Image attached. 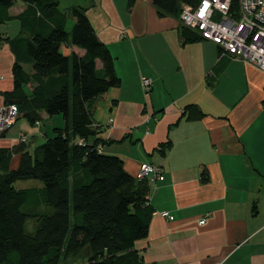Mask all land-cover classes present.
I'll use <instances>...</instances> for the list:
<instances>
[{
	"label": "crops",
	"instance_id": "1",
	"mask_svg": "<svg viewBox=\"0 0 264 264\" xmlns=\"http://www.w3.org/2000/svg\"><path fill=\"white\" fill-rule=\"evenodd\" d=\"M21 1L10 16L25 10ZM129 2L86 1L84 7L121 79L92 110L93 127L107 142L99 151L120 157L133 177L146 164L162 168L157 179L147 177L155 213L136 249L145 264H264V74L210 41L185 44L180 20L160 17L153 0ZM0 27L1 106L2 94L14 88V56L4 40L22 30L17 20ZM63 51L83 53L71 46ZM144 79L152 83L149 92ZM41 127L27 135L13 126L0 145L17 146L26 134L33 152L31 138H48ZM19 162L14 155L12 169Z\"/></svg>",
	"mask_w": 264,
	"mask_h": 264
},
{
	"label": "trees",
	"instance_id": "2",
	"mask_svg": "<svg viewBox=\"0 0 264 264\" xmlns=\"http://www.w3.org/2000/svg\"><path fill=\"white\" fill-rule=\"evenodd\" d=\"M24 1L25 10L10 16L17 0H0V22L17 20L22 30L4 40L14 56V88L2 94L4 104L17 106L19 118L32 126L41 124V113L62 115L66 126L54 129L55 137L33 152L27 143L0 145V264H145L136 244L149 236L155 213L149 180H137L120 157L99 151L107 142L93 127L96 102L121 85L114 58L87 7L64 12L61 0ZM129 1L131 6L134 0ZM199 2L153 0V5L160 17L179 19L183 6ZM70 18L74 26L68 31ZM181 36L185 44L206 40L184 26ZM64 46L83 53L66 54ZM169 145L159 148L164 152ZM16 154L19 166L12 169ZM26 180L41 185L16 188ZM202 180H210L207 169Z\"/></svg>",
	"mask_w": 264,
	"mask_h": 264
},
{
	"label": "built area",
	"instance_id": "3",
	"mask_svg": "<svg viewBox=\"0 0 264 264\" xmlns=\"http://www.w3.org/2000/svg\"><path fill=\"white\" fill-rule=\"evenodd\" d=\"M180 22L217 45L223 55L242 60L264 74V0H200L195 7H182ZM151 85L150 80H143L145 91L149 92ZM18 118L17 106H0V138ZM36 125L40 126V122ZM28 139L27 135L21 134L18 141L27 143ZM161 174V167L146 164L135 178L144 180L152 176L157 179ZM161 215L173 220L168 212ZM205 222L204 219L201 224Z\"/></svg>",
	"mask_w": 264,
	"mask_h": 264
},
{
	"label": "rangeland",
	"instance_id": "4",
	"mask_svg": "<svg viewBox=\"0 0 264 264\" xmlns=\"http://www.w3.org/2000/svg\"><path fill=\"white\" fill-rule=\"evenodd\" d=\"M18 4L22 5V1L18 0ZM72 6H86V1L85 0H61L60 3V9L62 11H68ZM180 20V18H179ZM181 23V22H180ZM67 29L68 31H71L73 26H74V19L70 18L68 20L67 24ZM182 25V23H181ZM183 26V25H182ZM1 30H4V27H0ZM2 66H8L5 62L1 64ZM1 68V67H0ZM43 118L41 119V129L42 133H48V138H53L55 137L54 129L56 128H64L66 126V121L62 115H56L54 117H49L46 113H42ZM264 115L261 117L263 118ZM52 118V119H50ZM51 120V121H50ZM38 128V127H37ZM32 129V125L25 119V118H20L17 123L14 125L13 131H23L27 135L30 134V130ZM258 132H260L258 130ZM25 134V135H26ZM29 135V139H30ZM43 135H36L35 138H31L29 142V149L34 150L36 147L42 145L43 143L46 142V138ZM264 144V142H263ZM36 185H41L39 181L36 180H26V181H19L16 183V188L17 189H26V188H31ZM29 230L31 231L33 229V223L30 222L28 225Z\"/></svg>",
	"mask_w": 264,
	"mask_h": 264
}]
</instances>
